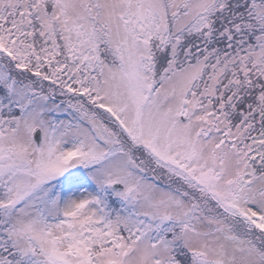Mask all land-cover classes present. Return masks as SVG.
Segmentation results:
<instances>
[{
    "label": "snow or ice",
    "instance_id": "6c2138e0",
    "mask_svg": "<svg viewBox=\"0 0 264 264\" xmlns=\"http://www.w3.org/2000/svg\"><path fill=\"white\" fill-rule=\"evenodd\" d=\"M0 264H264V0H0Z\"/></svg>",
    "mask_w": 264,
    "mask_h": 264
}]
</instances>
